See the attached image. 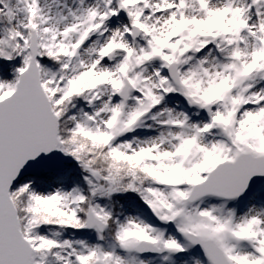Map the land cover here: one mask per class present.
<instances>
[{"label": "snow or ice", "instance_id": "obj_1", "mask_svg": "<svg viewBox=\"0 0 264 264\" xmlns=\"http://www.w3.org/2000/svg\"><path fill=\"white\" fill-rule=\"evenodd\" d=\"M0 264H264V0H0Z\"/></svg>", "mask_w": 264, "mask_h": 264}]
</instances>
